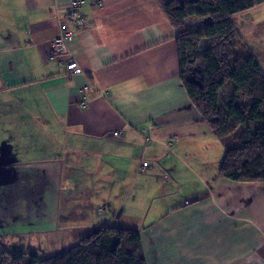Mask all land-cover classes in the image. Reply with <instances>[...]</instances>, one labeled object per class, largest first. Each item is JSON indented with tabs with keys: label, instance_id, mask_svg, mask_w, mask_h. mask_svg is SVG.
<instances>
[{
	"label": "crops",
	"instance_id": "1",
	"mask_svg": "<svg viewBox=\"0 0 264 264\" xmlns=\"http://www.w3.org/2000/svg\"><path fill=\"white\" fill-rule=\"evenodd\" d=\"M70 1L0 0V240L61 230L76 242L115 225L139 230L146 264H264V181L218 176L224 148L188 99L156 0H81L86 26L69 49L83 74L46 57L50 8ZM230 19L264 73V4ZM82 154L89 175L99 155L123 179L79 188L67 175ZM99 194L113 211L94 214Z\"/></svg>",
	"mask_w": 264,
	"mask_h": 264
},
{
	"label": "trees",
	"instance_id": "2",
	"mask_svg": "<svg viewBox=\"0 0 264 264\" xmlns=\"http://www.w3.org/2000/svg\"><path fill=\"white\" fill-rule=\"evenodd\" d=\"M175 32L179 78L224 148L218 176L264 181V73L231 22L264 0H156ZM194 18H205L197 25ZM191 22L189 23V21ZM0 264H146L138 229L104 225L48 257L0 252Z\"/></svg>",
	"mask_w": 264,
	"mask_h": 264
},
{
	"label": "rangeland",
	"instance_id": "3",
	"mask_svg": "<svg viewBox=\"0 0 264 264\" xmlns=\"http://www.w3.org/2000/svg\"><path fill=\"white\" fill-rule=\"evenodd\" d=\"M196 20L197 25H203L207 20L205 18H194ZM200 20V21H198ZM191 20L189 21V23ZM151 140V139H149ZM77 159H80V162L82 163V167L80 168L81 163L76 167V169H73L71 173L69 172L67 176H69V179L72 178L73 181L78 183L79 188L83 187L87 190H92L97 184L100 185L102 183H105L107 180V183H113L119 180V178L123 179L121 176V171L117 170H110L106 171L101 167V160L103 159L102 156L94 155L93 161L95 160L96 163H98L99 167H97L94 171V173H99V175H89L87 171L88 162L90 161V156L86 154H82L81 156H76ZM104 170V171H103ZM113 171V173H112ZM112 173V174H111ZM109 175L108 179L103 178L101 175ZM121 184V183H120ZM119 188L121 189V192L116 194V198L114 201L116 203H113L112 205L116 206L115 211L119 209V211H123L124 206L122 208H119V205L122 201H124V195H123V186L122 184L119 185ZM126 194V193H125ZM93 195L96 198V195L93 191ZM126 197V196H125ZM93 212L96 214L99 211H102L103 209H107L110 211V209L113 211L114 207H107L106 204H104L102 197L99 194V197L95 201ZM125 205V204H124ZM91 210H89L90 212ZM122 222L117 220L115 224H121ZM98 228H95L97 230ZM61 230L51 231L50 234L44 233L43 231H38L34 234H26L25 230L20 231V234H17V232H13V234H5L3 236V241L0 240V252L2 251H10V252H27V253H35L39 257H48L51 255H54L56 253L61 252L64 249H67L70 247L74 241H70V236L68 234H65L64 231L60 232ZM93 231L90 230L88 234L92 233ZM86 234V235H88ZM70 241V242H69Z\"/></svg>",
	"mask_w": 264,
	"mask_h": 264
},
{
	"label": "built area",
	"instance_id": "4",
	"mask_svg": "<svg viewBox=\"0 0 264 264\" xmlns=\"http://www.w3.org/2000/svg\"><path fill=\"white\" fill-rule=\"evenodd\" d=\"M82 6L83 2L81 0H71L66 8H50L51 14H53L57 20V34L51 39L50 50L46 57L48 61H56L62 64L65 70L71 74H83L82 69L78 66L69 49V44L74 40L75 35L83 31L86 26V21L81 13ZM88 89L89 86H85L80 90V98L78 100L80 107H85L89 101L87 95ZM151 127L150 124H147L142 132L147 131ZM114 135L119 136L120 133L114 132ZM143 139L148 142L150 137L143 136ZM171 139L165 143L168 150H170L172 146ZM139 171L144 174H149L150 167L148 163L143 161L140 162Z\"/></svg>",
	"mask_w": 264,
	"mask_h": 264
}]
</instances>
